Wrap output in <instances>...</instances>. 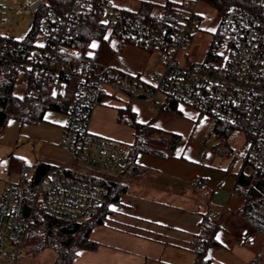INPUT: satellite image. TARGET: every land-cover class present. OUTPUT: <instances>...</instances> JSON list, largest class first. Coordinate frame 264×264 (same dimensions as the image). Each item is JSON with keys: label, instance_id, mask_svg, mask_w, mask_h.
Segmentation results:
<instances>
[{"label": "built area", "instance_id": "2783aa9c", "mask_svg": "<svg viewBox=\"0 0 264 264\" xmlns=\"http://www.w3.org/2000/svg\"><path fill=\"white\" fill-rule=\"evenodd\" d=\"M255 1L264 5V0ZM168 2L170 7L162 10L157 25L129 9L110 5L109 0H71L62 9L47 0H34L30 8L44 10L34 34L20 41L0 38V58L9 64L10 76L25 79L23 94L37 95L36 80L55 95L73 92L60 139L73 165H45L35 180V170L23 164L15 181L0 193V264H18L24 256L38 207L63 220L79 221L107 195V187L96 180L109 176L86 172L80 164L109 171L122 169L125 163V144L90 130L93 110L108 98L145 100L154 107L159 94L170 96L233 130H244L247 145L241 159L264 181V28L260 16L241 5H229L219 14L204 58L181 61L179 55L185 53L197 30L199 5L208 4L203 0ZM87 12L100 15L110 40L156 50L161 70L132 73L113 66L100 70L89 59H82L71 28ZM214 152L225 157L227 142ZM257 235L264 243V222L247 216L237 244L251 246ZM263 256L264 249L250 264H257Z\"/></svg>", "mask_w": 264, "mask_h": 264}, {"label": "crops", "instance_id": "0c3cea01", "mask_svg": "<svg viewBox=\"0 0 264 264\" xmlns=\"http://www.w3.org/2000/svg\"><path fill=\"white\" fill-rule=\"evenodd\" d=\"M150 1L161 5L168 2ZM212 36L213 33L209 39L206 33L195 31L188 48L193 56L198 57L196 59L204 58ZM120 42L122 44L118 53L125 59L113 64V67L132 73L155 71L153 67L156 61L153 62L151 54L153 50ZM184 59H187V54ZM166 102L165 97H162L157 99L154 107H150L145 100L114 97L100 104L115 107L116 111L118 107H128L137 121L149 123L159 134L146 136L143 140L156 141L160 146L151 147L164 154L138 151L133 157L135 169L132 172L119 169L121 175L110 176L126 184V189L120 194L119 202L110 206L112 213L102 224L94 226L89 234V238L96 241L98 247L94 250L79 249L72 264H193L196 260L193 240L200 232L199 222L203 213L215 219L212 237L206 242L202 256L207 264H250L252 259H257L263 252L264 243L260 235H257L251 246L237 244V234L244 218L249 215L243 212L245 199L236 189L239 174L231 172L234 158L225 156L219 159L213 149L203 146L208 128L207 122L201 119L203 112L181 102H176L175 111H168L164 109ZM210 119L207 135L213 133L227 142V137L210 132L215 121L212 117ZM65 121L66 113L60 125V139ZM130 128L133 131L132 143L134 129ZM100 130L109 132L104 128ZM112 133L120 134L118 130ZM163 133L168 134V137L172 133L179 137L170 153L166 150L167 143L163 142L167 135ZM60 139L59 145L62 146ZM131 143L123 144L129 148ZM39 164L65 163L40 161ZM251 172L253 169L250 167ZM53 253L48 264H53L55 260L56 253ZM22 263L30 264V261L25 257ZM257 264H264V256Z\"/></svg>", "mask_w": 264, "mask_h": 264}, {"label": "trees", "instance_id": "16d2710c", "mask_svg": "<svg viewBox=\"0 0 264 264\" xmlns=\"http://www.w3.org/2000/svg\"><path fill=\"white\" fill-rule=\"evenodd\" d=\"M49 5L56 9L66 7L71 0H47ZM206 4L212 6L219 14H223L231 4H238L249 11L256 13L261 18V24L264 28V5H258L255 0H203ZM170 7L166 2L159 3L142 0L139 7L134 11L145 20L154 24H160L159 20L162 10ZM42 12L44 10H41ZM41 11L36 15L41 16ZM39 22V21H38ZM38 22L32 26L28 35L32 36L35 32ZM73 34V44L82 49V59H89L96 69L105 70L111 66V61L115 56L117 49L109 37L105 35V25L95 12H87L73 24L71 28ZM215 38H219L216 32ZM0 38L3 36L0 35ZM95 44L96 47H92ZM149 50H151L149 48ZM14 77L10 76V67L6 60L0 58V133L6 121L12 117L20 123H38L44 119V114L49 109H55L65 112L72 99V93L69 91L63 95H55L49 87H45L44 82L36 80L34 84L39 86L37 95H16L14 93ZM165 110H176V100L166 96ZM116 122L125 124L134 129V139L130 144L126 161L122 171L132 172L135 169L133 157L138 151L153 152L163 155L162 151L156 150L151 146L143 144V138L146 136H155L159 131L154 130L149 123H141L136 120L133 112L128 107H118L116 111ZM233 127L227 123L214 121L210 132L217 133L220 137H227L232 133ZM177 134H170V137L164 139L166 150L170 153L177 141ZM166 151V152H167ZM11 171L18 172L23 166V162L18 156L11 155L9 159ZM105 185L108 189L107 195L100 201L95 210L86 218L79 221H67L47 213L42 207H38L33 215V221L30 225L28 241L33 252H39L50 248L56 253L53 264H72L79 249L94 250L98 243L89 238L92 228L104 222L105 218L112 213L110 206L119 202V196L126 189V184L112 177L103 180H96ZM236 189L244 197L243 212L264 222V181L253 170L247 174L240 172L236 182ZM200 232L194 238V250L196 260L193 264H207L203 259V252L206 242L211 239L215 228L214 216L206 213L202 214Z\"/></svg>", "mask_w": 264, "mask_h": 264}, {"label": "rangeland", "instance_id": "374dc122", "mask_svg": "<svg viewBox=\"0 0 264 264\" xmlns=\"http://www.w3.org/2000/svg\"><path fill=\"white\" fill-rule=\"evenodd\" d=\"M34 0H0V35L6 37L13 41H20L28 36L29 31L35 22L39 21L40 16L36 15L30 8V3ZM140 0H109L110 5L117 7H127L136 9ZM198 11L200 13V18L196 21L197 31L206 33L211 38L213 31L219 23V13L210 5L200 4ZM117 39H112L111 43L118 48L121 43ZM189 46L185 50L187 54V59H184L183 54L179 55V60H186L188 62H198L200 59L193 56L189 51ZM117 49L114 58L111 61V66L116 65L124 60V56L118 53ZM118 53V54H117ZM152 59L154 64L153 69L155 71L161 70V65L157 64V54L156 50L152 51ZM195 57V58H194ZM152 69V70H153ZM25 79L22 77L17 78L14 83V93L16 95L22 96L24 93ZM161 94L158 95L157 99L162 98ZM115 107L108 105L97 106L92 113L91 118V131L100 134L105 137H110L112 139H117L122 141L126 145H129L132 141V129L126 125H119L115 121ZM210 116L208 114H202L201 119L207 122L206 138L203 141V146L208 149H213L216 147L224 146V140L216 137L215 134L211 133L207 135L210 126ZM65 120V113L60 110L49 109L44 114V119L38 123H20L18 120L10 117L1 133H0V193L3 189L10 183L15 181L17 173L12 172L9 166V159L11 155L18 156L24 165H29L32 172L35 170L37 164L40 161H49L53 164L56 162H64L65 164L70 163L73 165L72 158L70 154L59 145L60 139V125ZM107 129L109 132L101 131L100 129ZM118 130L119 135L112 133ZM162 135V134H161ZM163 135L168 134L163 133ZM204 135V137H205ZM170 136V135H169ZM226 141L229 144L227 158H234L233 166L231 172L239 174L241 171L244 173H249L250 166L243 164L241 160L240 153L246 148L247 145V134L242 129L232 130V133L227 136ZM143 144L148 146H160L156 141L152 139H144ZM216 157L222 159L223 156L216 154ZM219 164V161H216ZM49 164V163H48ZM82 170L86 172L99 174V175H109L112 177H117L121 175L119 169L116 170H106L104 168H96L80 164ZM221 169V168H220ZM226 171L225 169H221ZM115 179V178H114ZM25 254L20 258L18 264L22 263V259L25 257L30 264H48L53 256L52 249H43L39 252H33L31 245L27 239L24 245Z\"/></svg>", "mask_w": 264, "mask_h": 264}, {"label": "water", "instance_id": "95a60500", "mask_svg": "<svg viewBox=\"0 0 264 264\" xmlns=\"http://www.w3.org/2000/svg\"><path fill=\"white\" fill-rule=\"evenodd\" d=\"M45 168L44 164H38L35 168V180H38L39 176L42 174L43 170ZM24 213H27V210L25 208Z\"/></svg>", "mask_w": 264, "mask_h": 264}, {"label": "snow or ice", "instance_id": "6c2138e0", "mask_svg": "<svg viewBox=\"0 0 264 264\" xmlns=\"http://www.w3.org/2000/svg\"><path fill=\"white\" fill-rule=\"evenodd\" d=\"M92 47H96V45H95V44H93V45H92Z\"/></svg>", "mask_w": 264, "mask_h": 264}]
</instances>
